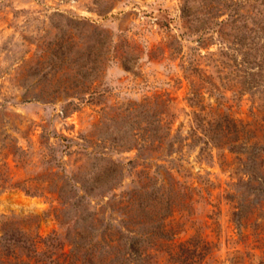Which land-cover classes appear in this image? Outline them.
<instances>
[{
	"label": "rangeland",
	"instance_id": "1",
	"mask_svg": "<svg viewBox=\"0 0 264 264\" xmlns=\"http://www.w3.org/2000/svg\"><path fill=\"white\" fill-rule=\"evenodd\" d=\"M252 169L264 181V0H0V179L17 185L0 264L3 234L50 237L61 264H88L65 255L105 229L123 252L139 215L176 233L148 264H264Z\"/></svg>",
	"mask_w": 264,
	"mask_h": 264
},
{
	"label": "trees",
	"instance_id": "2",
	"mask_svg": "<svg viewBox=\"0 0 264 264\" xmlns=\"http://www.w3.org/2000/svg\"><path fill=\"white\" fill-rule=\"evenodd\" d=\"M249 173H251V177L259 181V186L264 184L262 176L259 177L260 175H258L259 173H257V170L252 169L251 171H249ZM7 185H10L12 187L17 186L14 183H8V180L6 178L0 179V187L6 188ZM236 208L237 211L233 213L234 215H238V213L240 212V203L236 206ZM136 209H138L141 213L142 210H144V207L142 205H139L136 207ZM130 222L131 224H139V227L132 228L127 225L126 227H123V229L118 230V232L122 235L124 233L122 242V245L124 246L123 252L113 251L114 243H112L111 236L106 233L107 230L105 229L99 233L100 238L95 239V236H92L94 237L93 241L88 242L87 244L73 243L65 257L73 255L75 252H78V249L81 248L83 251L82 257H79L78 259H85L86 263L88 264H95V257H107L112 254H120V262L122 264H148L149 261L147 260L149 259L150 254L147 251V246L153 244L151 243V239H153V237L171 239L176 234L175 231L165 228L167 224H165L163 220L162 222H158L156 224L152 223L145 229L140 227V224H142L143 222L140 219V215L139 219H137L136 221L131 220ZM256 234L259 235L260 233ZM1 237L3 239V242L1 244V264H3L4 261H8L7 264H30V261H32V263L40 262L44 264H61L58 258L53 257V254H56L58 250H61L63 248V244L61 245L59 244V242L55 243L53 241H50V237L39 238L38 242L28 244L17 243L13 241L10 236L8 237L5 234H3ZM192 239L193 238L190 237L185 242L180 243V246L186 245L187 243L191 242ZM261 240L262 238H259L258 243H261ZM97 246L99 250H97ZM255 247H260V245L253 246V248ZM17 250H21L22 253H18ZM185 253L190 255H186V257H191V250L186 249ZM200 255L201 253H198L197 256ZM56 256L61 255L60 253H58ZM142 261H144L145 263H143ZM187 264H191V261H189V263Z\"/></svg>",
	"mask_w": 264,
	"mask_h": 264
}]
</instances>
